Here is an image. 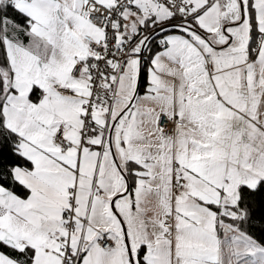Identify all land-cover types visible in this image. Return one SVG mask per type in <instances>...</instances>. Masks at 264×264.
<instances>
[{"label":"snow or ice","instance_id":"1","mask_svg":"<svg viewBox=\"0 0 264 264\" xmlns=\"http://www.w3.org/2000/svg\"><path fill=\"white\" fill-rule=\"evenodd\" d=\"M0 264H264V0H0Z\"/></svg>","mask_w":264,"mask_h":264}]
</instances>
